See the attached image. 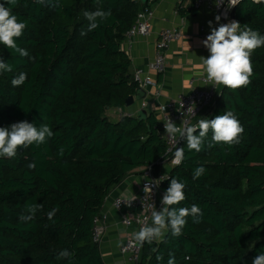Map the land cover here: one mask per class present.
Instances as JSON below:
<instances>
[{
    "label": "trees",
    "instance_id": "trees-1",
    "mask_svg": "<svg viewBox=\"0 0 264 264\" xmlns=\"http://www.w3.org/2000/svg\"><path fill=\"white\" fill-rule=\"evenodd\" d=\"M5 6L27 25L17 44L29 56L0 44V58L13 68L0 74V127L26 120L46 123L54 135L19 148L14 158L0 157V264H69L56 259L63 249L73 253L71 264H105L94 229L106 199L142 167L159 175L167 152L155 114L117 122L107 116L126 108L139 91L122 46L150 0H59L55 8L17 0ZM98 8L112 15L82 36L88 26L84 12ZM234 20L264 35V0L239 1ZM251 61V82L237 90L220 85L201 117L233 111L244 127L240 143L208 148L209 131L196 152L182 140L184 158L160 187L159 209L171 178L186 182V199L175 207L198 205L202 219L195 223L189 216L182 235L168 230L162 241L144 243L140 264H167L169 254L175 264H252L264 252V47ZM21 72L27 79L13 87ZM201 166L205 172L193 179ZM31 203L42 208L34 220L21 222ZM53 208L58 211L49 220Z\"/></svg>",
    "mask_w": 264,
    "mask_h": 264
},
{
    "label": "clouds",
    "instance_id": "clouds-1",
    "mask_svg": "<svg viewBox=\"0 0 264 264\" xmlns=\"http://www.w3.org/2000/svg\"><path fill=\"white\" fill-rule=\"evenodd\" d=\"M35 3L42 6L58 7L59 0H34ZM98 2V0H97ZM239 0H229L228 7H234ZM5 4L15 6L17 0H4L0 3V44L6 48L18 53L21 57H28L26 48L20 47L17 40L24 34L27 27L25 22L19 21L13 14L11 7ZM112 15L111 10H102L98 8L95 11H85L84 17L88 21L86 30L81 31V35H87L100 26V22L108 19ZM226 15V14H225ZM215 20L219 22L221 16L217 15ZM211 29L210 34L202 41L203 46L208 50L209 55L200 57L204 65L207 80L213 85H223L231 90H237L246 87L251 81L254 69L251 61L252 54L260 47H264V35L235 20L228 23H220L218 27L212 26V21L208 22ZM34 59V57H30ZM12 65L0 58V74L3 72H12ZM27 79V74L21 72L17 77L11 80L13 87H19ZM189 111H192L190 107ZM165 133L177 144L178 138L184 139L188 150L199 152L203 150L205 140L211 131V142L207 144L208 148L216 144H227L229 146L240 143V137L244 132V127L240 123L233 111H225L222 115H217L212 119L201 118L196 125L186 126L183 121L178 126L172 120L164 122ZM198 131V134H197ZM54 135L52 129L46 123L36 126L28 121L12 123L8 127H0V157L14 158L19 148H27L30 145L45 143ZM64 149H60V155H63ZM184 158V148L177 147L173 163L179 165ZM30 169L36 167L35 163L28 165ZM205 169L198 167L193 172V179H198L203 175ZM151 184H159L149 181L145 185L144 191L151 190ZM186 182H180L176 178H171L169 187L165 190L161 204L163 207L151 212V225L142 226L134 234V241L137 245L143 246L144 243L152 244L160 242L165 238L166 232L170 230L173 237L182 235L183 228L187 225V217L191 216L193 222L198 223L203 217V211L198 205L188 207H175L186 199L184 189ZM126 200L129 207L132 201ZM42 208L41 204L31 203L26 206V214H21L18 219L21 222H28L36 218L37 212ZM58 209L53 208L47 213L48 219L55 216ZM117 246H120L119 243ZM157 250L153 248V252ZM73 253L68 249L61 250L56 259L67 260L71 264ZM156 260L162 261V254H157ZM167 264H175L174 254H169ZM252 264H264V252H259L252 261Z\"/></svg>",
    "mask_w": 264,
    "mask_h": 264
},
{
    "label": "crops",
    "instance_id": "crops-1",
    "mask_svg": "<svg viewBox=\"0 0 264 264\" xmlns=\"http://www.w3.org/2000/svg\"><path fill=\"white\" fill-rule=\"evenodd\" d=\"M196 0H153L154 16L152 30L146 37L138 36L133 39L131 47L124 43L122 49L127 52L131 60V73L134 77L138 70L147 72L149 64L156 56V44L160 33L167 29H177L182 33V39L170 45L166 54V70L162 74L151 73L154 85L148 87L147 97L143 102L147 105L149 114L158 117V108L182 93H187L191 87L189 83L194 80L195 87L209 88L200 83L206 77L204 65L200 57H207L208 50L203 46L204 34H210L208 22L212 21L213 27L231 20H215L216 14L203 7L194 9ZM224 20V21H223ZM218 91V90H217ZM142 103L137 102L134 107L120 110H110L107 116L117 122L123 116L138 117ZM206 111V110H205ZM204 114L199 116V119ZM199 119H197L199 121ZM161 173L169 175L176 164H161ZM150 167H142L126 177L108 196L100 215L103 229L100 249L105 264H128L127 258L120 252L125 239L134 236L133 229L128 230L122 222V213L113 207V202L118 197L131 198L141 193L145 174ZM163 206H161L162 208ZM119 243L120 246H117Z\"/></svg>",
    "mask_w": 264,
    "mask_h": 264
},
{
    "label": "built area",
    "instance_id": "built-area-1",
    "mask_svg": "<svg viewBox=\"0 0 264 264\" xmlns=\"http://www.w3.org/2000/svg\"><path fill=\"white\" fill-rule=\"evenodd\" d=\"M152 3L153 0H150L151 7L146 9L145 12L139 14L136 23L127 33L124 43H127L130 47L134 38L138 36L146 37L150 35L152 30V19L154 16ZM228 4L229 0H196L194 3V9L200 10L205 7L208 10L213 11L216 16L220 15L221 19H229L231 17L232 10L236 6L229 8ZM207 35L209 34H204L205 39ZM180 39H182V33L177 29H167L160 33L156 44V56L149 64L147 72L138 70L134 75V80L137 82L139 89L147 91L148 87L154 85L151 73H164L166 70L165 64L167 51L173 42L179 41ZM200 83L207 85L209 88L200 89L195 87L196 83L192 80L189 83L191 89L187 93H182L175 99L161 104L157 110V118L161 123L162 136L167 143V152L164 156V160L162 161L163 164H174L173 160L176 148H179L183 140L182 138L179 139V137H177V144L174 143L173 140L165 133L164 122H167V120L170 119L178 126H180L182 121L186 126L196 125L195 121L199 118V116L205 109L210 108L215 102L217 90L220 85H213L212 82L207 80V77H202L200 79ZM146 106L147 105L143 102L142 108L146 109ZM189 107L192 111L188 110ZM127 116L131 117L132 115ZM168 176L169 175L164 174L156 176L150 167L145 174L142 190L138 196L131 198L118 197L115 199L113 207L122 213V222L128 230L133 229L137 232L142 226L151 225V212L154 210L153 205H155V210L159 209L161 196L160 187L162 182H164ZM150 180L159 185L157 186L156 184H151L150 187L152 188V191H144L145 185L148 184ZM133 198H135V200L132 201L131 207H129L124 201L131 200ZM102 232L103 229L101 227V219L99 216L95 219V241H101ZM120 252L127 258L128 264H140L142 246L136 244L134 236H129L125 239Z\"/></svg>",
    "mask_w": 264,
    "mask_h": 264
},
{
    "label": "water",
    "instance_id": "water-1",
    "mask_svg": "<svg viewBox=\"0 0 264 264\" xmlns=\"http://www.w3.org/2000/svg\"><path fill=\"white\" fill-rule=\"evenodd\" d=\"M231 20L235 19V8L232 10L231 13ZM224 21V20H223ZM225 23V22H224ZM147 97V92L144 89H139L138 93L136 94V96H131L127 99L125 107L126 108H131L134 107L137 102H141L143 104V100H145ZM149 115L148 111L146 109L141 108V110L139 111V119H142L143 117L146 118ZM184 140V139H183ZM163 206V205H162Z\"/></svg>",
    "mask_w": 264,
    "mask_h": 264
},
{
    "label": "rangeland",
    "instance_id": "rangeland-1",
    "mask_svg": "<svg viewBox=\"0 0 264 264\" xmlns=\"http://www.w3.org/2000/svg\"><path fill=\"white\" fill-rule=\"evenodd\" d=\"M205 110H206V111H205ZM205 110H204V112L202 113V114H204V115H205V112H207V111H208V108H207V109H205Z\"/></svg>",
    "mask_w": 264,
    "mask_h": 264
}]
</instances>
